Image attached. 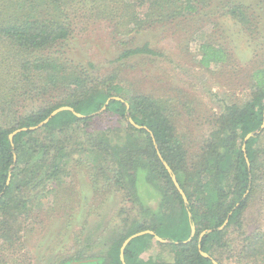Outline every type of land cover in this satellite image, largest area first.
I'll return each instance as SVG.
<instances>
[{"label":"trees","instance_id":"1","mask_svg":"<svg viewBox=\"0 0 264 264\" xmlns=\"http://www.w3.org/2000/svg\"><path fill=\"white\" fill-rule=\"evenodd\" d=\"M219 1L223 4L0 0V264H37L31 239L46 243L69 228H59L53 218L64 216L70 201L66 204L63 198H74L65 193L57 197L59 186L71 178L73 159L91 166L96 190L102 181L122 203L106 225L97 226L100 231L84 238L82 226L75 234L74 253L63 246L49 264H264V226L245 229L247 214L254 215L252 205L264 201V65L251 75V97L224 108L194 156L185 146L169 99L132 90L117 72L120 68L101 72L93 62L86 66L66 56L82 16L106 19L127 45L146 28L198 16L209 7V23H217V15L230 16L257 37L249 30L261 29L259 14L237 0ZM129 8L138 10L132 14ZM202 38L198 43L203 66L229 59L221 37ZM158 53L150 43L130 45L112 62ZM22 97L39 105L22 112ZM62 106L73 109L31 129ZM17 129L22 130L11 139ZM251 132L255 134L245 142ZM142 178L152 193L141 192ZM158 196L154 209L150 202ZM193 225L195 234L188 240ZM146 230L154 233L133 237L122 259L126 240ZM95 236L100 240L90 239ZM146 254L153 258L148 260Z\"/></svg>","mask_w":264,"mask_h":264},{"label":"rangeland","instance_id":"2","mask_svg":"<svg viewBox=\"0 0 264 264\" xmlns=\"http://www.w3.org/2000/svg\"><path fill=\"white\" fill-rule=\"evenodd\" d=\"M237 2L246 4L247 8L259 14L264 22L263 2ZM222 4L215 0V5ZM137 10L129 8L132 14ZM210 11V8L206 7L198 16L180 17L164 25L156 24L146 28L135 35L134 42L131 41L127 45L122 43L128 40L121 34H115L106 19L93 16L83 20L82 16L76 22L77 30L74 38L69 41L66 56L86 66L93 62L101 68V72L117 71L116 68H120L121 72H117L121 73L124 83L132 90L169 99L175 109L178 128L185 136V146L191 155L197 156L215 129L216 119L224 108L233 103H244L251 97V75L256 68L264 65V23L261 29L249 30L257 35L258 39L256 36H249V33L242 29V25L230 16L217 15L213 18L217 23H209L207 15L210 14L207 13ZM210 36L221 37L230 54L226 62L214 67H205L199 62L201 53L198 40L201 37L205 40ZM145 43H150L159 53L137 54L120 62H112L124 48L130 45L142 46ZM22 98V112H28L34 105H39L34 99ZM69 168L72 171L71 178L65 186H59L60 193L57 197L60 199V194L65 193V196L71 194L74 198H63L66 204L70 201L62 213L64 216L53 218L54 224L59 228L66 224L69 228L53 238L56 240L62 236L57 242L45 240L46 243H41V239H31L34 263L49 264L63 246L66 252L73 254L77 245L75 234L82 226L85 227L84 238L96 229L100 231L97 226L106 225L122 203L121 197L110 195L106 188H103L102 181L96 183V190L89 164L73 159ZM148 185L144 178L140 179L142 193L154 191ZM157 198L150 202L154 209L159 206V196ZM252 206L254 215L247 214L245 220V229L248 231L258 225L264 226V201H257ZM96 215L99 217L94 220ZM54 230L56 232L58 228ZM90 239L100 240L96 236ZM145 256L148 260L153 258L152 254Z\"/></svg>","mask_w":264,"mask_h":264},{"label":"water","instance_id":"3","mask_svg":"<svg viewBox=\"0 0 264 264\" xmlns=\"http://www.w3.org/2000/svg\"><path fill=\"white\" fill-rule=\"evenodd\" d=\"M65 109H73V108H71V107H69V106H62V107H59V108L55 109V110L50 114V116H49L48 118H46L43 122H41L38 126H33V127H31V129H35V128H37V127H39V126H41V125L47 123V122H48V121H49L54 115H56L57 113H59V112L62 111V110H65ZM262 127H264V122H263ZM19 130H22V129H17L16 131H14V132L10 135V138L13 139V136H14L15 132H17V131H19ZM254 134H255V133H253V132L249 133V134L246 136V138H245V142H246V141H247L252 135H254ZM163 163L165 164V166H166V168L168 169V171L171 173L175 185L177 186V188L179 189L180 193L182 194V196H183V198H184V201L187 203V202H188L187 196H186L184 190L181 188V186H180V184H179V182H178V180H177L176 175L173 173L172 168L170 167V165H169L164 159H163ZM226 223H227V221L225 222V224H226ZM149 231H150L151 233H154V232L151 231V230H146V231H142V232L136 233V234L132 235L130 238H128V239L126 240V242H125L124 245H123L122 252H121L122 259H124V247L126 246V244H127V243H128L133 237L138 236V235H141V234L146 233V232H149ZM194 234H195V226L193 225V226H192V235H191V237H190L188 240L192 239V237L194 236ZM159 239L162 240V241H166V240H163V239L160 238V237H159ZM203 254H204V255H208V254H206V253H204V252H203Z\"/></svg>","mask_w":264,"mask_h":264}]
</instances>
